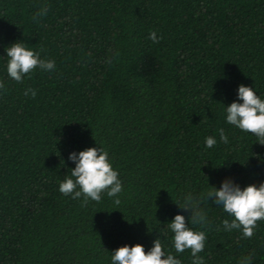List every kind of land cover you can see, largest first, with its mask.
Instances as JSON below:
<instances>
[{"label":"trees","instance_id":"trees-1","mask_svg":"<svg viewBox=\"0 0 264 264\" xmlns=\"http://www.w3.org/2000/svg\"><path fill=\"white\" fill-rule=\"evenodd\" d=\"M17 41L55 70L10 80ZM0 80V264H110L125 244L163 241L183 193L264 182V145L225 122L240 84L264 94V0H0ZM99 145L124 184L118 206L59 191L69 153ZM201 206L202 264H264V220L242 238L223 230L222 208Z\"/></svg>","mask_w":264,"mask_h":264},{"label":"clouds","instance_id":"clouds-1","mask_svg":"<svg viewBox=\"0 0 264 264\" xmlns=\"http://www.w3.org/2000/svg\"><path fill=\"white\" fill-rule=\"evenodd\" d=\"M48 8L41 7L33 16H46ZM162 36L156 31L149 33V39L158 43ZM7 77L22 83L26 76L36 70L53 71L56 64L52 59L42 57L40 50L25 46L23 41L14 42L5 47ZM5 82L0 80V89ZM32 91L25 90V95ZM225 122L242 132L252 134L256 142L264 145V94H259L254 87L240 84L236 90V99L225 105ZM219 141L228 144L229 137L223 128L219 131ZM217 144V138L209 135L204 139L206 149H212ZM75 166L71 172L59 182V191L73 199L83 197V203L100 202L106 195L115 205L121 204L120 194L124 184L119 171L114 167L110 153L103 146L88 147L72 151L68 158ZM264 162V161H262ZM209 183V181H208ZM211 200L214 205L222 208L231 218L223 219L221 225L224 231L236 230L242 238H251L257 227V222L264 220V182L250 183L242 186L235 177H224L219 186L204 193L186 192L175 202L182 210L170 221L164 223V228L157 229L161 237L153 240L152 246L145 248L143 244L123 245L111 252L110 264H182L178 254L190 251L192 264H202L199 256L205 248L206 233L197 230L193 225L206 223L202 202ZM183 212H188L186 217ZM219 230V229H218ZM171 233V248L167 236ZM174 250V251H173ZM239 264H250L249 257H243Z\"/></svg>","mask_w":264,"mask_h":264}]
</instances>
